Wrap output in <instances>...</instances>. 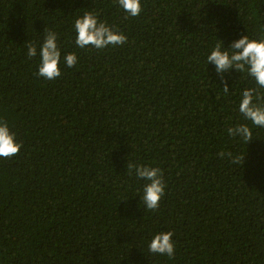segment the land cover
<instances>
[{
    "label": "trees",
    "instance_id": "trees-1",
    "mask_svg": "<svg viewBox=\"0 0 264 264\" xmlns=\"http://www.w3.org/2000/svg\"><path fill=\"white\" fill-rule=\"evenodd\" d=\"M141 6L133 18L116 0H0V119L22 144L0 158V264H264V127L239 112L243 90L264 89L207 63L219 41L264 38V0ZM88 11L127 42L77 47ZM47 30L61 50L53 80L37 75ZM239 124L252 140L229 136ZM129 163L162 170L155 211ZM165 231L171 259L148 249Z\"/></svg>",
    "mask_w": 264,
    "mask_h": 264
},
{
    "label": "clouds",
    "instance_id": "clouds-1",
    "mask_svg": "<svg viewBox=\"0 0 264 264\" xmlns=\"http://www.w3.org/2000/svg\"><path fill=\"white\" fill-rule=\"evenodd\" d=\"M116 2L133 18L138 17L143 10L141 0H116ZM74 30L75 44L81 49L91 46L101 50L109 45L118 46L127 42L126 35L98 20L97 15L90 11L74 20ZM228 49L222 50V44L219 41L207 56V63L214 64L217 74H223L233 68L239 73H246L259 88L264 89V38L257 40L243 35L233 41ZM27 55L29 58L37 55L35 43L27 45ZM39 56L41 58L37 72L39 77L53 80L61 75L59 67L61 50L57 43V33L51 30L46 31L39 49ZM77 60L75 53L64 56V63L69 68L74 67ZM223 90L225 93L229 92L227 83L224 84ZM239 112L252 125L264 127V95L257 92L256 88L243 90ZM227 132L229 136L240 137L246 143L253 139L252 129L247 124L228 127ZM21 147L22 144L16 142L15 133L10 131L8 120L0 119V158L6 159L18 154ZM219 155L223 157L225 153L221 152ZM227 155L231 156V153ZM233 162L241 164L242 156H236ZM128 168L130 174L134 170L137 178L147 181L143 187L141 199L148 210L155 211L165 195L166 182L162 170L158 167L133 163H129ZM173 235L171 231L155 234L148 244L149 252L169 259L173 258L175 255Z\"/></svg>",
    "mask_w": 264,
    "mask_h": 264
}]
</instances>
